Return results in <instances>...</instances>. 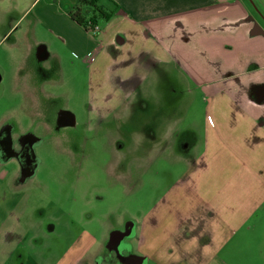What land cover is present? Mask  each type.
Wrapping results in <instances>:
<instances>
[{
    "label": "crops",
    "instance_id": "1",
    "mask_svg": "<svg viewBox=\"0 0 264 264\" xmlns=\"http://www.w3.org/2000/svg\"><path fill=\"white\" fill-rule=\"evenodd\" d=\"M76 1L25 0L13 11L20 19H31L25 33L36 44H46L36 40L37 28L60 44L54 53L38 45L40 55L61 64L64 50L83 67L89 118L102 121L124 108L137 117L150 111L147 150L157 148L156 136L166 130L171 139L165 140L162 149L166 144L173 147L182 138L183 145L178 144L185 155L182 160L190 161L184 162V174L164 192L156 207L137 223L128 222L126 229L111 230L97 253L77 256L73 264H107V257L114 252L111 242L114 237L121 238L118 235L125 230L127 241L124 236L119 240L131 246L132 264H222L220 253L264 207L262 29L243 0H111L118 10L92 36L68 16ZM0 6L1 13L7 15L8 9ZM220 31L247 44L246 50L244 46L231 47L244 54L242 63L216 55L220 47L213 42L217 43ZM252 51L259 53L258 59ZM251 63L260 64L263 73L256 76ZM170 68L179 70L195 90L181 92L172 100L185 102L198 97L205 105L203 110L166 109V92H159L158 101L163 103L153 109L147 110L146 103L145 108L144 104L127 105L131 100L145 101L136 98L141 86L150 80L156 84L170 81L168 78L174 77L172 73L168 76ZM64 71V67L58 70L62 72L59 80L46 73L43 83L64 82ZM215 76L226 81L224 88L209 81ZM188 117L195 118L197 127L200 124L197 135L195 129L186 127ZM5 177L2 171L0 180ZM10 200L14 206H7ZM23 201L0 191V264H38L23 248L36 240L35 236L27 239ZM92 242L99 245L97 240ZM124 257L130 260L128 255Z\"/></svg>",
    "mask_w": 264,
    "mask_h": 264
},
{
    "label": "rangeland",
    "instance_id": "2",
    "mask_svg": "<svg viewBox=\"0 0 264 264\" xmlns=\"http://www.w3.org/2000/svg\"><path fill=\"white\" fill-rule=\"evenodd\" d=\"M243 2L254 23L264 30V0ZM24 4L25 0H0V5L8 9L7 15L0 11V146L8 145L10 154H17L27 140L35 145L37 167L24 173L15 155L4 158L0 153V173H6L5 180H0V191L24 199L27 239H36L23 245L25 253L38 264H73L77 256L97 253L111 230L125 228L128 222L137 223L156 207L164 192L184 174L185 155L178 144H166L162 149L171 139L166 130L157 134V148L147 150L150 143L145 126L152 118L150 111L137 117L124 108L101 122L92 116L89 125L83 113L87 96L83 67L64 50L61 64L38 53V45L49 47L47 50L53 53L61 47L39 28L35 30L36 40L46 44H36L26 36L31 19H20L13 11ZM220 33L217 43L213 42L220 47L216 55L242 63L244 54L231 47L244 46L246 50L247 44ZM251 55L259 58L257 51ZM250 65L256 76L263 73L260 64ZM62 67L64 82L43 83L46 73L59 80ZM167 72L174 75L168 78L170 81L156 84L150 80L141 86L136 98L145 101L131 100L127 105L144 104L145 108L146 103L147 110L153 109L163 103L158 101L159 92H166V109L203 110L198 97L185 102L171 99L195 90L179 70L170 68ZM209 81H214L216 88L226 86V81L216 76ZM60 112L75 115L74 122L60 124ZM194 119L186 118V124L190 123L186 127L195 129L197 135L200 124L197 127ZM14 204L10 200L7 206ZM93 240L99 245L101 241V246ZM218 258L222 264H264V207Z\"/></svg>",
    "mask_w": 264,
    "mask_h": 264
},
{
    "label": "flooded vegetation",
    "instance_id": "3",
    "mask_svg": "<svg viewBox=\"0 0 264 264\" xmlns=\"http://www.w3.org/2000/svg\"><path fill=\"white\" fill-rule=\"evenodd\" d=\"M262 31L264 33L263 29H262ZM171 99H173V98H171ZM173 101H175V100H173ZM84 107L85 108H84L83 113H86V117L88 118L87 121H88V123L90 125L88 109H87L86 105ZM70 112L72 113V111H70ZM58 116H59L58 117V122L60 124L70 123V122L73 123L74 122L75 115L73 116V115H70L69 113H66V112H60ZM146 125L150 126V124H146ZM146 129H147V135H149L148 134V126H145V130ZM0 140H1V138H0ZM183 141H184V139L180 138L179 142H177V143L182 146L183 145ZM31 144L32 143H29L26 140L24 142L22 150L19 153H17V154H14L13 152H12V154H10L11 152L8 149L9 148L8 145L0 146L1 156L5 158V157H8L10 155H15L16 157H14V158H17V160L19 161L20 166L23 169L24 173L26 171L34 170L37 167V159H36L34 151H33V148H35V145H34V147H32ZM127 226H128V224H126V227ZM126 235H128V233L125 230V231L122 232V234H120L118 236L121 237V238H123V236H124L123 239H125ZM121 238L114 237L113 241L111 242L112 248L114 250L113 255H109L107 257V260L105 261V263H107V264H121V263H125V262L131 261V256H132L131 246L128 244V242H124V243L122 242L121 243L122 240H119ZM123 252H124V256L128 255V258L130 259L129 261L123 256ZM96 264H102V263L97 261ZM131 264H132V261H131Z\"/></svg>",
    "mask_w": 264,
    "mask_h": 264
},
{
    "label": "trees",
    "instance_id": "4",
    "mask_svg": "<svg viewBox=\"0 0 264 264\" xmlns=\"http://www.w3.org/2000/svg\"><path fill=\"white\" fill-rule=\"evenodd\" d=\"M118 7L111 0H77L68 10V16L86 30L87 25L107 23Z\"/></svg>",
    "mask_w": 264,
    "mask_h": 264
},
{
    "label": "built area",
    "instance_id": "5",
    "mask_svg": "<svg viewBox=\"0 0 264 264\" xmlns=\"http://www.w3.org/2000/svg\"><path fill=\"white\" fill-rule=\"evenodd\" d=\"M86 31L91 34L92 36H96L100 32V26L99 25H92L88 24Z\"/></svg>",
    "mask_w": 264,
    "mask_h": 264
}]
</instances>
